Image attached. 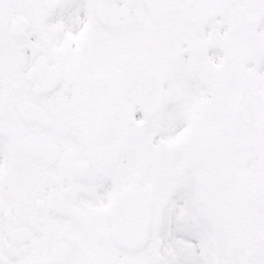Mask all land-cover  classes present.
I'll return each mask as SVG.
<instances>
[{
	"label": "snow or ice",
	"instance_id": "snow-or-ice-1",
	"mask_svg": "<svg viewBox=\"0 0 264 264\" xmlns=\"http://www.w3.org/2000/svg\"><path fill=\"white\" fill-rule=\"evenodd\" d=\"M0 264H264V0H0Z\"/></svg>",
	"mask_w": 264,
	"mask_h": 264
}]
</instances>
